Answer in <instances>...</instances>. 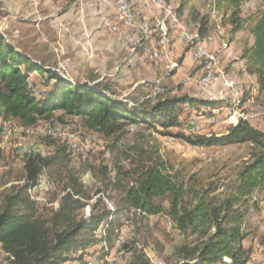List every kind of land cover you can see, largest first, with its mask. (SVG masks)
<instances>
[{
  "label": "trees",
  "instance_id": "1",
  "mask_svg": "<svg viewBox=\"0 0 264 264\" xmlns=\"http://www.w3.org/2000/svg\"><path fill=\"white\" fill-rule=\"evenodd\" d=\"M231 1L232 18H239L241 0ZM208 25L201 20L199 35L205 34ZM239 29L238 26L233 31ZM252 33L254 44L245 48L243 56L248 61L247 69L257 75L263 88L264 10ZM36 71L40 76L32 78ZM38 78L43 84L40 90L35 89ZM155 97V102L150 101L151 97H117L100 83H72L60 72L30 61L0 30V128L7 119L33 127L61 111L65 116L80 118L89 131L113 137L131 123L142 122L149 128L160 126L166 130L181 126V115L188 106L193 112L202 107L212 110L222 106L221 101L187 93L164 95L160 91ZM187 123L188 120L186 128ZM166 134L199 146L248 143L250 157L235 175L206 177L184 175L154 158L136 160L129 169L119 167L117 175H101L103 181L109 179L108 185L121 193L122 206L115 211L107 207L102 195L92 201L81 176L67 175L61 179L63 187L57 207L46 215L29 191L41 184L46 168L75 154L65 140H61L63 148L57 147L54 155L29 151L23 184L12 187L0 200V250L6 255V261L0 264H68L79 258V264H85L89 259L85 251L96 245L101 246V258H107L113 254L124 223L132 220L130 215L142 221L157 216L184 235V241L174 250L176 264H250L253 251L245 240L249 236L248 218L261 210L260 197L264 194V131L249 118H240L220 135L190 136L170 131ZM127 152L126 158L130 160ZM122 248L132 252L128 264H152L136 241L125 243ZM78 249L82 250L81 256L73 257L72 252Z\"/></svg>",
  "mask_w": 264,
  "mask_h": 264
},
{
  "label": "rangeland",
  "instance_id": "2",
  "mask_svg": "<svg viewBox=\"0 0 264 264\" xmlns=\"http://www.w3.org/2000/svg\"><path fill=\"white\" fill-rule=\"evenodd\" d=\"M128 1L132 4H136L132 0ZM168 1L170 0H167V2ZM224 1H226V4H223ZM220 4H222V8L219 7ZM136 5L140 7L138 4ZM173 5L178 16L182 14L184 8L188 11L189 18L190 15L193 14V17L190 18L192 20L185 18L181 19L187 28L179 23V25H181L179 28V38H183L182 40L184 41V29L188 31H199L200 33V23L201 20L204 19V24H210L207 30L205 29L204 37L200 34L203 39L208 37L209 31L218 33L221 30V33H218L220 41L224 40V43H231L236 39V35L239 34L238 42L241 45V51L238 53V57H242L245 48L249 49V43L254 41L252 27L264 10V0H241L239 18L236 16L232 18L234 6L231 0H177ZM181 6L182 8H180ZM213 9L215 11H213ZM174 20L177 21V18ZM234 21L236 22L234 23ZM237 24L240 29L238 31H233L238 27ZM152 30L154 34H157L155 26L152 27ZM170 31L173 32V27L170 28ZM196 34H192V36ZM200 35H198L199 39L204 42ZM171 39L172 37L170 36L168 44L171 43ZM186 44L190 49L192 48L188 42H186ZM205 44L206 43H204V45ZM210 53L220 58L218 53H213L211 51ZM247 63L248 61H246V67L242 68L243 70L239 69L235 71L234 74L236 78H238L237 83L233 80H227L225 83L219 82V79H223L224 76L226 77V72L229 76L231 72H233L230 70V65L232 64V62H230L228 65L229 67L225 66L226 72L222 67L223 73L218 75L217 81L214 80L208 87L200 85L201 88L198 85L200 87L198 93H200L201 98L221 101L222 110H220L221 108L210 110L208 107H202L193 112L189 110V106L188 108L185 106L187 109L181 115L183 126L172 127L168 130L160 126H158L157 129L149 128L147 124L142 122L131 123L126 127L124 132L119 133L117 136L106 137L103 134L86 129L80 118L65 116L61 111H57L53 117L41 119L35 126L27 128L21 126L17 120L7 119V122H5L7 124L8 122L11 123L13 131L11 132L12 134L8 133L9 135L3 134L1 130H3L2 127L5 122L1 125L0 200L4 193L15 185H20L24 182V162L28 153L26 154L25 151L19 150V145L29 147L30 150H28V152L31 151L30 153L54 155L57 147L58 149L63 148V146H60L63 145L61 140L67 141L72 147L79 149V152H74L75 155L72 154L66 157V159H63L62 162L53 163L46 168L42 174L41 184L29 191L30 194L38 200L41 211L45 212L46 215H50L51 211L57 207L59 203L63 187L61 179L72 174L81 176L82 181L87 185L90 194L93 196L92 201L97 199L99 195H102L109 209L114 211L119 209L122 206L121 193L113 188L111 184L108 185L109 179L103 181L101 175H117L119 167H126L129 169L133 167L134 164H136V160L139 161V159L146 161H149L151 158H154V160L158 159L164 162L169 169L173 168L184 175H198L201 177H206L207 175H235L238 169L250 157V144L240 143L225 146H199L192 145L182 138L166 133L170 131L171 133L183 132L190 136L220 135L228 128L222 120L229 116L227 115L229 108L234 107L233 109H240L245 107V105V113H249L246 118H249L255 127L264 131V87L261 88V83L258 78L247 69ZM220 65L222 66L221 63ZM54 68H57V71L67 77L72 83L77 84L80 82L69 75L65 64L62 63ZM201 68L202 66H199L201 71H199V74L195 77L196 82L198 77V81L201 78ZM245 76L249 77L247 83H245L247 79ZM252 77L254 81L251 80L253 79ZM39 80L41 79L38 78L37 83H39ZM148 83H150L147 87L148 90L144 91L142 94L143 96H151L150 101L155 102L156 97L153 92L156 91V94L159 92L154 86H151V82ZM219 83L222 85V88L215 90V85ZM36 85L37 87L34 86L36 90H38V88L40 90V88L43 87L41 83ZM157 85L162 89L164 95H171L173 93L188 94L186 91H190L188 87H185V91H182V89L177 92H172V90L167 91L162 81L157 83ZM177 85H180V87L184 86L181 81L178 82ZM230 85H232V87H239V92L231 91ZM248 86L250 87L248 88ZM196 92L195 90L193 93ZM123 94L122 91H118V95H116L117 97H126L122 96ZM248 99H250L249 102ZM130 104L132 103L130 102ZM204 110L206 112L203 114ZM198 111H200V115L204 116L200 118L202 130L198 134L192 131L188 132V130H191L190 122L193 121V116ZM212 114L213 122L215 121V123L209 122ZM187 120L188 130L186 128ZM237 122L238 121H236V123ZM54 129H57L59 132L57 136L52 133ZM70 133H72L73 138ZM127 151L130 152V156L132 158L134 157L135 160L132 161V158L127 160L125 154L128 153ZM105 168H107V171H105ZM100 190L104 191V193L100 192L99 194L98 192ZM260 199L261 210L253 212L248 218L249 236L245 240V245L252 247V256H254L250 264H264V258H257L258 255L264 256V194ZM85 213L87 215L90 213V205L85 208ZM130 218H132V220L129 219L130 221H126L124 223L125 225L121 228L118 241L120 244L117 242L116 247L112 250L113 254H109L107 258H101V254L103 253L101 246H92L84 253L87 255V258H89V261L93 260V264H128L132 252L123 249L122 245L136 241L138 249L144 248L152 264L177 263L174 257V250L176 246L184 241V235L178 230L171 229L164 219L157 216L146 217L143 221L136 216L132 217L130 215ZM124 219H126V216ZM103 233L102 231V234ZM81 253L82 250L78 249L72 252V256L79 257ZM84 254L82 260L86 256ZM112 255L114 260H111ZM79 260L71 261L68 264H79ZM5 261L6 255L0 250V263Z\"/></svg>",
  "mask_w": 264,
  "mask_h": 264
},
{
  "label": "crops",
  "instance_id": "3",
  "mask_svg": "<svg viewBox=\"0 0 264 264\" xmlns=\"http://www.w3.org/2000/svg\"><path fill=\"white\" fill-rule=\"evenodd\" d=\"M132 1L142 8L146 17L134 28L121 23L116 14V0H0V30L30 61L53 70L63 63L76 81L100 83L115 96L122 91V96L131 99H147L151 96H143L142 93L148 90V82L160 92L157 83L162 81L167 91H185L188 87L192 92L186 91L189 95L201 97L198 93L201 83L199 77L197 82L195 78L201 65L192 56L186 42L179 38V28L185 26L181 19H190L193 14L189 18L184 8L180 18L173 5L177 0H170L168 3L172 4L177 17L175 21L176 18L160 8L155 0ZM219 7L222 8V4ZM158 20H164L169 28L173 27V32L170 31L171 43L160 48L157 45L158 36L152 30ZM148 22L151 28L145 26ZM151 33L155 36L152 39ZM196 33L198 35L199 31ZM218 33L209 31L206 39L201 38L211 52L220 55L224 69L232 62V75L229 76L225 69L226 77L219 82L233 80L237 83L234 73L245 68L247 61L246 57L237 56L241 51L239 34L233 42L224 43ZM249 44L252 47L254 41ZM155 50L159 57L153 56ZM35 76H40L39 72H34L32 78ZM245 78L247 83L249 77ZM251 80L254 81V78ZM180 81L184 86L177 85ZM221 88L219 83L214 89ZM195 90L197 92L193 93ZM153 94L156 95V91ZM257 258L264 256L258 255Z\"/></svg>",
  "mask_w": 264,
  "mask_h": 264
},
{
  "label": "bare ground",
  "instance_id": "4",
  "mask_svg": "<svg viewBox=\"0 0 264 264\" xmlns=\"http://www.w3.org/2000/svg\"><path fill=\"white\" fill-rule=\"evenodd\" d=\"M156 3H157V5L160 8L168 11L170 14L173 15V17L177 18L176 15H175V12H173L174 8H173L172 4L168 3L167 0H156ZM120 6H125V7H120ZM116 11H117L116 12L117 16L119 17L121 23L124 26L128 27V28H130V27H129V23L126 22V20H129V16H136V17H131L130 18V25H132V28L137 27L138 23L141 20L146 19L145 15H144V12H142L141 8L137 7L136 4L130 3L128 0H117L116 1ZM140 17H142V18H140ZM164 25H166V28H165ZM154 26L156 28L157 36H158L157 45L160 46V47L164 46V45H167L169 43V41H170V28L168 27V25L165 23L164 20L163 21L162 20L161 21L158 20V21H156L154 23ZM113 29L118 30L117 27H113ZM198 35L192 36V41L193 42H188V43L192 46L191 49L193 51V54L200 55L199 58H197V56H194L196 61L198 63H200V65L202 66V68H201L202 69V75H201V78H200V83L203 86H208L214 80L217 81L216 79L218 78V75L223 73V68L220 65V63H221L220 62V58L218 56H215V55L210 53V50H208V48L204 45V42H202L199 39ZM184 41H185V39H184ZM159 55L160 54L158 53L157 50H155L153 52V56L154 57H159ZM218 69H219L220 72H218ZM56 71H57V69H56ZM204 76H205V78H204ZM204 112H206V111L204 110L203 114H204ZM6 122H5V124L3 125L2 128H4L5 125H8ZM190 123H191V130H196L197 129L196 122H192L191 121ZM10 127H11V129L13 131V126L11 125V123H10ZM12 131H5L4 133L8 134V133H11ZM192 132L195 133L196 131H192ZM52 133L55 136H57L59 134L57 129H54ZM8 135H6V136H8ZM22 147H26V146H22ZM23 151H25V150H23ZM25 152L28 153V151H25ZM118 244H120V242H118ZM92 261H91V264H93Z\"/></svg>",
  "mask_w": 264,
  "mask_h": 264
},
{
  "label": "built area",
  "instance_id": "5",
  "mask_svg": "<svg viewBox=\"0 0 264 264\" xmlns=\"http://www.w3.org/2000/svg\"><path fill=\"white\" fill-rule=\"evenodd\" d=\"M120 7H125V6H120ZM131 17H136V16H129V20H126V22L129 23V27L130 28H132V25H130V18ZM140 18H142V17H140ZM145 26H150V28H151V24L150 23H145ZM164 26L166 28V25H164ZM183 34L185 36V41L186 42H193L192 41V34H196V31H188V30L184 29ZM153 37H155V36H154V34L151 33V39ZM139 42H141V41H139ZM192 56H197V58H199L200 55L192 54ZM234 58L235 59H240V58H237L236 56H234ZM240 62H244V61L240 59ZM218 72H220L219 69H218ZM204 78H205V76H204ZM230 86H231V91L239 92V87H232V85H230ZM158 90L162 91V89L159 88V85H158ZM222 109L223 108L221 107L220 110H222ZM245 110H246V105H245V107H242L240 109H233L231 107V108H229L228 112L226 111L227 115H229V116L227 118L223 119L222 121L225 122L227 127H229L230 125H235L236 121H239L240 118L246 119L247 115H249V113H247V114L245 113ZM201 117H204V116L200 115V111L196 112V114L193 116V121L192 122H197V129L196 130H188V127H187L188 132L189 131H196V134L201 132V130H202V126H201V122H200V118ZM209 122L210 123H215V122H213V115L211 116ZM1 131H2L3 134H4L5 131H12V129L10 127V122H8V125H5L3 130H1ZM70 135L73 138L72 133H70ZM19 150L28 151V150H30V148L29 147H22V145H19ZM71 150L73 152H79V149H76V147H72ZM111 260H114L113 259V255H112V259ZM226 261L229 262L230 260L228 258H226ZM87 264H91V261H89V259L87 261Z\"/></svg>",
  "mask_w": 264,
  "mask_h": 264
}]
</instances>
